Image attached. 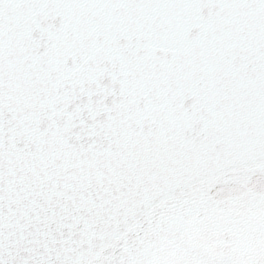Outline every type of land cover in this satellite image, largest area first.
I'll return each instance as SVG.
<instances>
[{"label": "snow or ice", "instance_id": "obj_1", "mask_svg": "<svg viewBox=\"0 0 264 264\" xmlns=\"http://www.w3.org/2000/svg\"><path fill=\"white\" fill-rule=\"evenodd\" d=\"M0 264H264V0H0Z\"/></svg>", "mask_w": 264, "mask_h": 264}]
</instances>
